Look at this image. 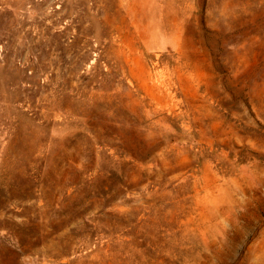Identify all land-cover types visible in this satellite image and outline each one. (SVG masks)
<instances>
[{
  "label": "rangeland",
  "instance_id": "obj_1",
  "mask_svg": "<svg viewBox=\"0 0 264 264\" xmlns=\"http://www.w3.org/2000/svg\"><path fill=\"white\" fill-rule=\"evenodd\" d=\"M0 264H264V0H0Z\"/></svg>",
  "mask_w": 264,
  "mask_h": 264
}]
</instances>
